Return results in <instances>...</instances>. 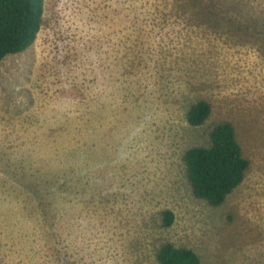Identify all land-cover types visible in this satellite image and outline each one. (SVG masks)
Returning a JSON list of instances; mask_svg holds the SVG:
<instances>
[{"label": "rangeland", "instance_id": "rangeland-1", "mask_svg": "<svg viewBox=\"0 0 264 264\" xmlns=\"http://www.w3.org/2000/svg\"><path fill=\"white\" fill-rule=\"evenodd\" d=\"M224 121L251 168L212 207L183 158ZM165 243L264 264V0H44L0 64V264H157Z\"/></svg>", "mask_w": 264, "mask_h": 264}, {"label": "trees", "instance_id": "trees-1", "mask_svg": "<svg viewBox=\"0 0 264 264\" xmlns=\"http://www.w3.org/2000/svg\"><path fill=\"white\" fill-rule=\"evenodd\" d=\"M43 23L44 0H0V64L7 56L30 48L37 40ZM212 111L208 101H197L188 111L187 121L193 127L203 126ZM210 139L209 147L191 148L186 151L183 160L194 196L212 207H220L243 184L251 161L238 142L231 122L216 125ZM174 221L172 211L163 212L165 228H170ZM157 264L202 263L194 250L165 243L158 251Z\"/></svg>", "mask_w": 264, "mask_h": 264}]
</instances>
